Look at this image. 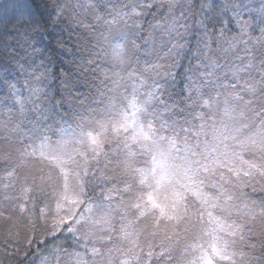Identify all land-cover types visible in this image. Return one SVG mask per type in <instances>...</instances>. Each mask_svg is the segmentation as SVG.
Returning <instances> with one entry per match:
<instances>
[{
  "label": "snow or ice",
  "instance_id": "obj_1",
  "mask_svg": "<svg viewBox=\"0 0 264 264\" xmlns=\"http://www.w3.org/2000/svg\"><path fill=\"white\" fill-rule=\"evenodd\" d=\"M0 92L6 252L264 264V0H0Z\"/></svg>",
  "mask_w": 264,
  "mask_h": 264
},
{
  "label": "trees",
  "instance_id": "obj_2",
  "mask_svg": "<svg viewBox=\"0 0 264 264\" xmlns=\"http://www.w3.org/2000/svg\"><path fill=\"white\" fill-rule=\"evenodd\" d=\"M49 2L51 3L52 0H49ZM216 2H219V0H216ZM52 27H53L52 25H49L48 32L47 33L42 32V34L45 37V42L50 41L52 37H59L62 35L64 40L70 41L74 47L75 41L77 39H81L82 41L84 40V38L82 37H77V36L69 37V33L67 31L53 32ZM60 27L63 28L64 26H60ZM52 55H53V62H54V67L52 71L55 72L57 75H59L61 71H73V72L75 71V66L70 62L69 58L60 57L58 55V50L53 51ZM45 83L47 84L49 82L46 81ZM51 83L54 84V87L52 88V92L58 98L61 85L58 80H52ZM177 91H179V89H177ZM0 95H3V92H0ZM2 174H3V164L0 163V175ZM20 247H21V251L19 253H16L15 246L7 249V252H6L5 251V248H6L5 235H4L3 229L0 228V264H28V259L25 257L24 251H23V249L27 246L24 244H21ZM33 251H35V246L33 248ZM8 252H11L14 254L9 255ZM31 259L38 260V257L32 256Z\"/></svg>",
  "mask_w": 264,
  "mask_h": 264
}]
</instances>
